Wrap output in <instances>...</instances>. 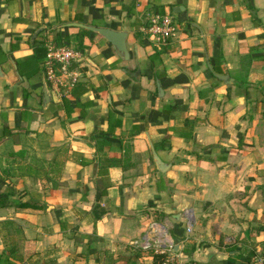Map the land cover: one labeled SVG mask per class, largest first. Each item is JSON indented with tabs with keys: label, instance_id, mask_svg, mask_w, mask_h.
Instances as JSON below:
<instances>
[{
	"label": "crops",
	"instance_id": "crops-1",
	"mask_svg": "<svg viewBox=\"0 0 264 264\" xmlns=\"http://www.w3.org/2000/svg\"><path fill=\"white\" fill-rule=\"evenodd\" d=\"M38 40L82 53L67 93ZM0 69V264H153L154 223L188 262L264 259V0H0Z\"/></svg>",
	"mask_w": 264,
	"mask_h": 264
},
{
	"label": "built area",
	"instance_id": "built-area-1",
	"mask_svg": "<svg viewBox=\"0 0 264 264\" xmlns=\"http://www.w3.org/2000/svg\"><path fill=\"white\" fill-rule=\"evenodd\" d=\"M176 27L170 15L150 13L146 24L141 28L142 34L155 46L165 47L174 35ZM47 55L43 64L47 85L65 94L79 82V74L74 70V65L82 59V53L65 45H57L52 40H47ZM186 217V234L189 237L197 223V218L192 209L184 212ZM182 245L171 239L167 226L154 223L150 226L140 242L143 250L154 251L164 255L162 264H195L185 261L175 249ZM253 264H264V259H258Z\"/></svg>",
	"mask_w": 264,
	"mask_h": 264
},
{
	"label": "water",
	"instance_id": "water-1",
	"mask_svg": "<svg viewBox=\"0 0 264 264\" xmlns=\"http://www.w3.org/2000/svg\"><path fill=\"white\" fill-rule=\"evenodd\" d=\"M80 28H83L85 30L91 31L93 33H96L106 39L109 43L113 45L115 48L116 52L124 59V60H129L130 59V54L128 51L127 47V38H128V33L126 32H118L115 30H112L110 28H95L91 26H85V25H77ZM41 32L39 30L34 37H37V35ZM0 69V73H1ZM221 80H223L226 83H229L227 80V77H221L218 76ZM47 84V83H46Z\"/></svg>",
	"mask_w": 264,
	"mask_h": 264
},
{
	"label": "trees",
	"instance_id": "trees-1",
	"mask_svg": "<svg viewBox=\"0 0 264 264\" xmlns=\"http://www.w3.org/2000/svg\"><path fill=\"white\" fill-rule=\"evenodd\" d=\"M83 33L87 34L89 33L88 31L82 30ZM58 41H60L58 39ZM65 44V43H64ZM35 53L36 56L35 58L38 59L41 63L45 61L46 55H47V47L46 43L38 40L35 43ZM152 258H153V264H162L164 260V255H158L154 251H146Z\"/></svg>",
	"mask_w": 264,
	"mask_h": 264
}]
</instances>
